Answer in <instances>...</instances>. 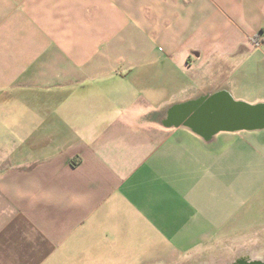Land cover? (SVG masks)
<instances>
[{
	"label": "crops",
	"instance_id": "1",
	"mask_svg": "<svg viewBox=\"0 0 264 264\" xmlns=\"http://www.w3.org/2000/svg\"><path fill=\"white\" fill-rule=\"evenodd\" d=\"M262 43L264 0H0V264H181L264 221V128L168 121Z\"/></svg>",
	"mask_w": 264,
	"mask_h": 264
},
{
	"label": "water",
	"instance_id": "2",
	"mask_svg": "<svg viewBox=\"0 0 264 264\" xmlns=\"http://www.w3.org/2000/svg\"><path fill=\"white\" fill-rule=\"evenodd\" d=\"M168 121L182 123L207 138L218 131L260 129L264 128V102L238 101L225 91L205 93L170 108ZM249 255L256 256L245 251L227 264H248ZM256 264H264V260Z\"/></svg>",
	"mask_w": 264,
	"mask_h": 264
},
{
	"label": "rangeland",
	"instance_id": "3",
	"mask_svg": "<svg viewBox=\"0 0 264 264\" xmlns=\"http://www.w3.org/2000/svg\"><path fill=\"white\" fill-rule=\"evenodd\" d=\"M256 55L260 62V68L258 71H253L255 74H247L246 83L241 88H236L231 92L235 100L249 104L264 102V43H262V53ZM252 233L257 236H264V221L251 217L248 225L242 227L237 234L233 235L231 238ZM226 238L227 237H222L219 239L216 247H207L205 249H200V251L197 250L187 254L182 258L183 263L181 264H227L231 262L237 254L245 252L239 249L238 246L225 244L224 241ZM229 247L232 249V254L229 253ZM247 252L257 256L264 252V246L257 250H250ZM178 264H180V262Z\"/></svg>",
	"mask_w": 264,
	"mask_h": 264
},
{
	"label": "clouds",
	"instance_id": "4",
	"mask_svg": "<svg viewBox=\"0 0 264 264\" xmlns=\"http://www.w3.org/2000/svg\"><path fill=\"white\" fill-rule=\"evenodd\" d=\"M227 245L238 246L243 251L257 250L264 246V236H257L256 234H248L244 236H238L234 238H226L224 241ZM229 253L232 254V249L229 247ZM264 260V256H252L248 257V264H256V261Z\"/></svg>",
	"mask_w": 264,
	"mask_h": 264
}]
</instances>
